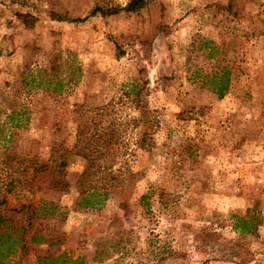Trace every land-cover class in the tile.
<instances>
[{"label":"rangeland","instance_id":"obj_1","mask_svg":"<svg viewBox=\"0 0 264 264\" xmlns=\"http://www.w3.org/2000/svg\"><path fill=\"white\" fill-rule=\"evenodd\" d=\"M125 2L0 0V216L27 228L0 264H264V0L94 11ZM110 130L121 178L81 207L78 136ZM59 171L65 190L49 189Z\"/></svg>","mask_w":264,"mask_h":264},{"label":"trees","instance_id":"obj_2","mask_svg":"<svg viewBox=\"0 0 264 264\" xmlns=\"http://www.w3.org/2000/svg\"><path fill=\"white\" fill-rule=\"evenodd\" d=\"M150 0H126L124 6H116L113 8H95L94 11H98L102 14L109 13L113 14L119 11H124L126 13H134L148 6ZM52 15V14H51ZM74 22H79L81 20H73ZM135 88V87H134ZM224 88L223 81L220 82V90ZM131 97L130 100L134 101L135 104H139L137 98ZM144 110H139V117L135 118L134 125L137 126L138 130L136 133V137L134 139L133 147L134 150L132 153L139 152L140 156L145 155V153H149L153 146L155 145L152 140V129L154 127L153 120L146 116ZM117 131L110 130L108 133L106 132H95L94 134H85L82 132V135L78 136V144H76V152L75 154L82 157L84 160L85 166L84 169L78 174L75 180V186L78 188L77 196H78V205L84 208H95L103 204V202L107 199L109 195L110 189L116 187L118 185L119 179L121 178V171L117 173L112 170V163L114 158L112 153L117 149L115 146L119 148L120 144H117L118 139ZM125 150L128 148L124 146ZM108 154V157H102L104 154ZM61 158V157H60ZM124 166L126 169L129 165L127 160H124ZM64 165L63 162H60L58 166L62 167ZM32 167V166H30ZM33 170L36 171H44L47 169V165L45 163H40L32 167ZM133 174V172H131ZM132 178V177H130ZM46 186L49 189H56L58 191L65 190L67 183L63 180L61 172L52 179L47 180ZM147 194L140 196V201L145 199ZM27 210L30 209V205H27ZM244 218H236V224L234 227L240 230L242 233L244 230L238 226V223H245ZM4 223V228H0V255L2 248H5V239H10V235L14 233H18L19 231L24 232L27 231L26 227L17 228L15 231L10 227L7 223L1 220L0 216V224ZM42 237L37 234V236H32L31 241L37 242ZM14 242V241H13ZM4 244V245H3ZM10 250V249H9ZM12 250V249H11ZM10 250V251H11ZM98 252V251H97ZM97 252L92 256V260L95 262H99L97 260ZM52 258H39L38 264H47V261H52ZM72 264H84V259L82 256H76L72 259Z\"/></svg>","mask_w":264,"mask_h":264}]
</instances>
